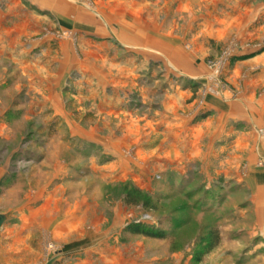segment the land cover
<instances>
[{"label": "rangeland", "instance_id": "374dc122", "mask_svg": "<svg viewBox=\"0 0 264 264\" xmlns=\"http://www.w3.org/2000/svg\"><path fill=\"white\" fill-rule=\"evenodd\" d=\"M208 1L195 7L212 23L208 32L201 31L210 42L180 46L192 70L208 74L204 78L183 77L172 63L159 59L142 63L141 69L139 59L132 66L120 59L116 70H131L136 77L117 73L109 78L106 71L114 64L97 58L96 49L85 50L78 65L69 66L61 110H56L44 106L51 97L47 86L54 83L48 72L54 69L43 71L47 64L29 60L22 43L0 48V74H6L0 95V212L9 218L1 245L17 247L20 264H264V208L257 197L264 192L249 187L247 152L233 158L225 143L219 157L201 148L195 160L186 152L174 164L162 143L167 128L157 122L166 97L188 86L190 108L182 114L209 117L204 106L217 94L226 102L249 96L264 110V0ZM43 17L55 21L37 13L40 26ZM44 28L19 39L38 42L50 34ZM194 30L197 40L203 38ZM53 36L56 41L48 49L37 48L35 57L48 50L58 56L56 44L76 40L75 34L60 30ZM100 49L101 55L112 56L110 49ZM218 62L216 75L211 65ZM85 65L100 68L101 75L98 70L99 76L88 74ZM112 83L121 88L115 98L108 92ZM258 161L264 167V159ZM238 162L242 172L228 178ZM239 177L244 184L236 181ZM135 191L150 204L129 205L127 194L137 196ZM62 221L72 226L69 231ZM142 225L165 239L129 231Z\"/></svg>", "mask_w": 264, "mask_h": 264}, {"label": "crops", "instance_id": "0c3cea01", "mask_svg": "<svg viewBox=\"0 0 264 264\" xmlns=\"http://www.w3.org/2000/svg\"><path fill=\"white\" fill-rule=\"evenodd\" d=\"M90 1L92 4L87 6L78 1L75 3L73 0H0V48L13 47L22 43L21 45L26 46V57L29 60L33 63L38 61L47 64L43 71L54 69L53 73L48 72L49 77L53 76L54 83L53 86H50L51 83L47 86L51 97L50 102L44 106L50 105V108L56 110L61 108L60 96L61 92L64 91L68 75L71 73L69 68L76 66L79 53L85 52V50L94 53L96 49L95 52L98 54L95 56L97 58H101L103 61L105 59L106 61L110 60V64H114L112 71H106L108 77L117 73L128 78L136 77L135 72L129 71V69H127L129 72L116 70V64L119 63L120 59H123L124 63L126 62V66H132L139 59L140 69L142 63L159 59L172 63L173 70L183 77L194 80L208 76L204 72H194L192 70L193 62L180 48L186 41L192 44L201 41L210 42V35L201 31L208 32L213 27L212 23L209 18L205 17L201 7L198 11L195 7L196 3L204 4L209 2L208 0ZM4 5L9 6V8L5 9ZM42 12L55 19L52 22L43 17V19L46 18L43 25L44 27L46 25V31L50 34L38 42L19 39V37L25 36L27 32L32 31L41 34V31L45 30L42 25L37 24L40 20L36 21L37 13L43 14ZM182 17H189V19L185 21ZM194 29L201 32L203 38L197 40L196 33L193 34ZM59 30L64 33L75 34L76 40H62L56 44L59 51L58 56H54L52 51L48 50L41 57H35L33 54H36L37 48L49 47L53 41H56L53 32ZM217 40L220 41L221 38L217 37ZM112 42L123 46L124 50L119 51ZM77 47H80L81 50L78 51ZM101 47L110 49L109 52L112 53V56L108 58L107 55H101L103 52ZM132 52L135 55H129ZM81 55L83 54L81 53ZM84 68L89 71L88 74L93 73V77L97 72L96 70L100 75L102 73L98 67L94 69L85 65ZM139 72L142 74L141 70ZM97 76L99 75L97 74ZM5 77L6 74L5 76L3 73L0 74V95L4 93ZM120 89L116 83L108 86V92L114 94V98L117 92L120 93ZM190 89L188 86L185 92L177 90L175 96L166 97V104L161 113L163 116L157 118V122L162 127L167 128L166 135H163L165 140L163 139L162 142L163 146L166 147L165 157L173 159L172 163H177L176 161L183 158L187 152L188 159L195 160L196 157H199L198 153L201 148L208 152V155L214 151L219 157L218 153L223 155L226 147H228V153L231 152V157L237 159L247 152L244 157L251 180L249 187L254 192H264V167H260L258 164L259 159H264V110L259 111L256 102H253L249 96H244L245 98L239 101L226 102L221 94H217L212 96V100L209 97L204 106V113L211 112L209 117L200 119L196 117V114L187 115L186 112L182 114L185 108L187 110L190 108L186 106V98L189 97ZM190 95L192 94L190 93ZM113 102L119 101L113 99ZM111 109L114 110L113 106ZM3 110V102L0 100V121L4 115ZM168 124L173 127L171 130H168ZM165 142L168 144L165 145ZM225 143L229 145L224 147ZM239 162L233 165L234 170L228 172L226 175L228 178L242 172L240 170L242 161L241 164ZM227 163L228 165L231 164L229 161ZM236 181L244 184L243 177L236 178ZM61 186V184L57 185V189L58 187L60 189ZM46 188L45 186L44 189ZM257 197L259 206L264 208V197L262 195ZM62 222L59 224L60 227ZM63 224L65 225L63 230L69 231L72 227L66 225V222ZM5 225L0 229V264H20L16 257L20 250L8 244L6 248L1 245V239L7 233L5 230L7 225ZM63 255L64 252L60 250L59 256Z\"/></svg>", "mask_w": 264, "mask_h": 264}, {"label": "trees", "instance_id": "16d2710c", "mask_svg": "<svg viewBox=\"0 0 264 264\" xmlns=\"http://www.w3.org/2000/svg\"><path fill=\"white\" fill-rule=\"evenodd\" d=\"M135 193L137 196H134L133 192H130L129 194H127L126 201L128 202L129 205H131V206H136V205L148 206L150 204L149 198L145 197L140 192L135 191ZM129 231H132V233L135 235L147 237L149 239H154V240H164L165 239L164 234L158 233V232L153 231V230H148L144 225L135 226L133 228L130 227Z\"/></svg>", "mask_w": 264, "mask_h": 264}, {"label": "water", "instance_id": "95a60500", "mask_svg": "<svg viewBox=\"0 0 264 264\" xmlns=\"http://www.w3.org/2000/svg\"><path fill=\"white\" fill-rule=\"evenodd\" d=\"M8 217L0 212V229L7 223Z\"/></svg>", "mask_w": 264, "mask_h": 264}, {"label": "built area", "instance_id": "2783aa9c", "mask_svg": "<svg viewBox=\"0 0 264 264\" xmlns=\"http://www.w3.org/2000/svg\"><path fill=\"white\" fill-rule=\"evenodd\" d=\"M220 63L218 62V63H216V64H212L211 65V68H213L214 69V73L216 74V75H218L219 74V71H220Z\"/></svg>", "mask_w": 264, "mask_h": 264}]
</instances>
